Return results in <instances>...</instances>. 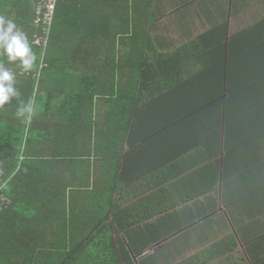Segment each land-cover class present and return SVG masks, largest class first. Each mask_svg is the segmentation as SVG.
<instances>
[{"label":"trees","instance_id":"obj_1","mask_svg":"<svg viewBox=\"0 0 264 264\" xmlns=\"http://www.w3.org/2000/svg\"><path fill=\"white\" fill-rule=\"evenodd\" d=\"M38 2L0 0L36 56L25 71L0 50L20 93L0 106V189L14 200L0 264H135L148 248L126 240L152 214L122 207V146L138 107L170 87L153 76L156 0H59L47 51L34 44ZM29 102L30 124L18 115Z\"/></svg>","mask_w":264,"mask_h":264},{"label":"crops","instance_id":"obj_2","mask_svg":"<svg viewBox=\"0 0 264 264\" xmlns=\"http://www.w3.org/2000/svg\"><path fill=\"white\" fill-rule=\"evenodd\" d=\"M154 79L122 146L135 264H264V0H156ZM144 246V247H143Z\"/></svg>","mask_w":264,"mask_h":264},{"label":"clouds","instance_id":"obj_3","mask_svg":"<svg viewBox=\"0 0 264 264\" xmlns=\"http://www.w3.org/2000/svg\"><path fill=\"white\" fill-rule=\"evenodd\" d=\"M0 50L7 55L9 61L19 60L25 71L31 70L36 60L27 35L17 27L12 19L3 15H0ZM19 95L15 87L14 73L0 65V106ZM18 115L24 116L26 123L30 124L34 115L32 103L29 102L19 108Z\"/></svg>","mask_w":264,"mask_h":264},{"label":"built area","instance_id":"obj_4","mask_svg":"<svg viewBox=\"0 0 264 264\" xmlns=\"http://www.w3.org/2000/svg\"><path fill=\"white\" fill-rule=\"evenodd\" d=\"M59 0H39L35 9V28L34 44L37 47L47 51L52 40L53 26L56 16L57 4ZM48 67L47 63L43 62L42 67ZM13 198L7 196L0 190V213L13 205Z\"/></svg>","mask_w":264,"mask_h":264},{"label":"rangeland","instance_id":"obj_5","mask_svg":"<svg viewBox=\"0 0 264 264\" xmlns=\"http://www.w3.org/2000/svg\"><path fill=\"white\" fill-rule=\"evenodd\" d=\"M76 72V75H75V77H79L78 75H79V72L78 71H75ZM70 78H68V80H69ZM1 190V189H0ZM132 255H133V253H132Z\"/></svg>","mask_w":264,"mask_h":264}]
</instances>
